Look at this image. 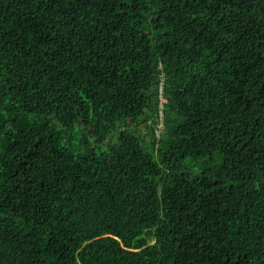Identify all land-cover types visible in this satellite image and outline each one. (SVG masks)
Here are the masks:
<instances>
[{
  "label": "trees",
  "instance_id": "obj_1",
  "mask_svg": "<svg viewBox=\"0 0 264 264\" xmlns=\"http://www.w3.org/2000/svg\"><path fill=\"white\" fill-rule=\"evenodd\" d=\"M0 264H264V0H0Z\"/></svg>",
  "mask_w": 264,
  "mask_h": 264
}]
</instances>
